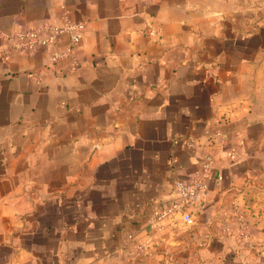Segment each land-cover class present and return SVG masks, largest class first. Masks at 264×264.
Here are the masks:
<instances>
[{"label": "crops", "instance_id": "1", "mask_svg": "<svg viewBox=\"0 0 264 264\" xmlns=\"http://www.w3.org/2000/svg\"><path fill=\"white\" fill-rule=\"evenodd\" d=\"M78 20L66 60L51 57L68 33L12 48L18 28ZM263 50L264 0H0V264H128L148 240L159 264L185 248L155 217L208 157L197 207L256 169L264 115L242 80Z\"/></svg>", "mask_w": 264, "mask_h": 264}, {"label": "rangeland", "instance_id": "2", "mask_svg": "<svg viewBox=\"0 0 264 264\" xmlns=\"http://www.w3.org/2000/svg\"><path fill=\"white\" fill-rule=\"evenodd\" d=\"M254 65L242 80V89L264 115V50ZM259 155L253 173L234 188L204 207H197L196 201L192 211L197 224L185 228L179 219L163 224V234L174 233L175 228L172 236L177 235L185 248L173 247V254L163 248L166 253L158 257L159 264H264V146ZM150 245L151 240L137 243L128 264H144L155 244Z\"/></svg>", "mask_w": 264, "mask_h": 264}, {"label": "built area", "instance_id": "3", "mask_svg": "<svg viewBox=\"0 0 264 264\" xmlns=\"http://www.w3.org/2000/svg\"><path fill=\"white\" fill-rule=\"evenodd\" d=\"M85 28L86 23L81 20L68 22L62 26L46 24L40 28H18L11 35L12 48L19 51H31L37 47L55 45L62 34L68 33L70 35L69 46L54 50L52 53L53 63H58L72 57L76 45L84 36ZM218 134L222 135L220 132ZM227 155L235 158L238 152L234 147H231L227 151ZM212 163L213 160L208 157L203 163L202 171L193 175L190 180L177 179L174 181L176 197L171 200L167 207L157 213L156 221L170 218V220L179 219L185 225L195 223L191 207L209 188L208 176Z\"/></svg>", "mask_w": 264, "mask_h": 264}]
</instances>
